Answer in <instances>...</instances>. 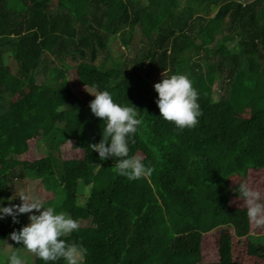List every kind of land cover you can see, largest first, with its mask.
<instances>
[{
	"label": "trees",
	"instance_id": "1",
	"mask_svg": "<svg viewBox=\"0 0 264 264\" xmlns=\"http://www.w3.org/2000/svg\"><path fill=\"white\" fill-rule=\"evenodd\" d=\"M68 71L138 108L129 155L151 175L128 180L89 147L105 124L93 95L71 91ZM163 72L193 82L197 126L179 130L160 116L153 85ZM33 140L45 154L19 159ZM65 146L76 155L53 154ZM243 148L246 168L264 177V0H0V207L40 179L54 195L45 207L79 222L64 239L87 249L84 264H232L227 237L210 262L175 243L247 217L229 192L231 152ZM18 220L0 219V264L18 245L9 233L27 223ZM262 236H247L248 253L264 259Z\"/></svg>",
	"mask_w": 264,
	"mask_h": 264
},
{
	"label": "clouds",
	"instance_id": "2",
	"mask_svg": "<svg viewBox=\"0 0 264 264\" xmlns=\"http://www.w3.org/2000/svg\"><path fill=\"white\" fill-rule=\"evenodd\" d=\"M153 87L158 94L155 102L165 121L173 123L179 130L197 126L202 115L199 93L186 74L169 76L163 72L162 79ZM90 94L94 96L89 102L90 110L105 126L100 142L89 147L99 154L101 161L115 158V172L128 180L151 175L153 169L143 163L142 156L129 155L130 137L131 143H135L134 134L142 124L138 108L131 103H116L107 90ZM238 191L250 223L255 228H264V192L249 182L239 183ZM17 196L19 204L0 207V219L11 216L13 223H19L18 216L28 214L29 223L9 233L11 240L22 244L29 253L45 262L63 259L66 264H84L87 249L64 239L79 229V222L64 212H57L53 206L45 207L44 200L30 189L19 191L10 200ZM7 264H25V261L17 251H12L7 257Z\"/></svg>",
	"mask_w": 264,
	"mask_h": 264
},
{
	"label": "rangeland",
	"instance_id": "3",
	"mask_svg": "<svg viewBox=\"0 0 264 264\" xmlns=\"http://www.w3.org/2000/svg\"><path fill=\"white\" fill-rule=\"evenodd\" d=\"M136 47V46H134ZM135 48H131L129 51L130 55L133 56L135 53ZM67 76L70 83V88H72L78 93L80 98H87L90 96L91 92H94V88L98 85V83L94 81H83L80 79L75 72L68 71ZM220 84V81L217 80L215 83V89ZM81 85H86L87 89L82 90ZM77 88V89H76ZM80 92H84L85 95H82ZM90 92V93H89ZM90 94V95H89ZM47 147L42 143H38V141L33 140L31 143V148L24 152L22 155L17 156L19 159H31L33 157H41L45 154ZM55 156H59L62 159H69L72 155H76L72 153L68 146L62 147L60 153L57 154L53 152ZM246 151L245 149H236L231 152V162L229 167V182H230V197L231 203L240 208H246L243 204L242 197L239 194L238 186L241 182H249L253 187L259 188L262 192H264V177L263 172L257 173L256 171L248 170L246 168ZM8 166L7 160H0V173L5 171ZM32 190L34 195L39 196L44 200V202L53 198V193L44 189L40 179L29 180L24 185L23 189H17V193L21 190ZM17 193L11 194V197L15 196ZM19 197H15L12 199L11 204H19ZM26 215L27 223L28 214ZM26 223V224H27ZM264 234V228H255L249 221L248 217L246 218H231L226 226H223L218 229H213L211 231L205 233H186L179 236L176 240L175 246L179 248H191L192 249V257L194 261L201 262H210L217 259L215 246L220 237H227L231 243V253H232V264H264V259L260 257L250 255L248 253V244L249 241L247 239L248 235L251 236H260ZM67 241L69 243L74 242L73 236H70ZM256 242L264 243V236L262 238H257ZM9 246V244H8ZM15 251L24 259L25 264H41L42 260L33 256L29 253L25 248H23L22 244H18L16 246ZM8 256V255H6ZM160 258L163 256L159 255ZM159 258V257H158Z\"/></svg>",
	"mask_w": 264,
	"mask_h": 264
}]
</instances>
